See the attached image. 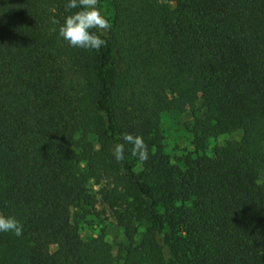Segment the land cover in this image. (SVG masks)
Segmentation results:
<instances>
[{"label": "trees", "instance_id": "trees-1", "mask_svg": "<svg viewBox=\"0 0 264 264\" xmlns=\"http://www.w3.org/2000/svg\"><path fill=\"white\" fill-rule=\"evenodd\" d=\"M108 1L97 51L59 37L68 0H0V214L24 226L0 232V264H264V0ZM197 97L174 161L162 119ZM125 132L142 165L114 158Z\"/></svg>", "mask_w": 264, "mask_h": 264}, {"label": "clouds", "instance_id": "clouds-1", "mask_svg": "<svg viewBox=\"0 0 264 264\" xmlns=\"http://www.w3.org/2000/svg\"><path fill=\"white\" fill-rule=\"evenodd\" d=\"M99 0H68L65 9H78L74 14L65 17L64 23L60 25V21L52 18L53 25H60L58 35L69 46L73 48H81L86 50H97L106 45V41L101 38L96 31L106 33L111 24L102 14L98 7ZM52 31H57L53 28ZM123 143L113 145L112 154L116 161L124 159L125 145H131V155L136 157L142 165L149 159L148 145L145 143L142 135H133L128 132L122 134ZM24 226L14 216H4L0 214V232L13 233L16 237L23 235Z\"/></svg>", "mask_w": 264, "mask_h": 264}, {"label": "rangeland", "instance_id": "rangeland-1", "mask_svg": "<svg viewBox=\"0 0 264 264\" xmlns=\"http://www.w3.org/2000/svg\"><path fill=\"white\" fill-rule=\"evenodd\" d=\"M160 2H166V0H159ZM98 7L101 10L102 14L111 22V9L109 7L108 0H99ZM101 32V31H100ZM104 33V32H102ZM209 110V105L204 103L199 97L195 99L193 103H189L184 106L182 112L178 115H165L162 119V127L166 135V140L171 148V156L174 161L181 156L185 155L190 150V142L194 135H196L198 130L197 119H202L205 113ZM240 133H233L229 135H224L215 140V144L222 145L229 140H238L240 139ZM258 185L264 188V173L261 174V177L257 181ZM255 184L248 183L239 185L235 188L237 192H243L250 190L254 187ZM99 210L105 212V225L107 226L106 238L109 244L107 257L114 258L117 253V248L115 246L116 240H120L119 232L116 228L115 219L111 211L103 206L102 204L98 205ZM78 230L82 238H85L92 230L87 227H80L78 225L73 226Z\"/></svg>", "mask_w": 264, "mask_h": 264}]
</instances>
